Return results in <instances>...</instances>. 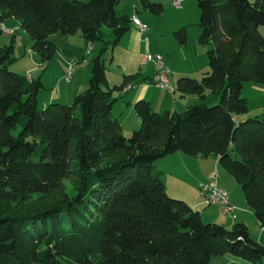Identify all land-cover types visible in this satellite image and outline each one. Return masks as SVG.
Masks as SVG:
<instances>
[{"label": "trees", "instance_id": "trees-1", "mask_svg": "<svg viewBox=\"0 0 264 264\" xmlns=\"http://www.w3.org/2000/svg\"><path fill=\"white\" fill-rule=\"evenodd\" d=\"M119 2L0 0V24L18 22L41 67L58 52L54 34L79 32L101 44L86 90L70 105L42 108L41 80L10 69L14 36L0 48V264H209L226 253L262 264L264 244L245 224L204 223L167 194L154 164L177 152L215 156L264 229V114L248 117L242 95L244 84L264 82V0H196L197 44L206 48L209 72L179 77L175 90L198 102L159 114L139 99L133 109L140 126L128 137L112 115V95L130 76L110 86L105 75L106 53L132 25L116 14ZM138 3L154 15L163 11L152 0ZM173 36L185 45V27ZM208 93L217 104H206Z\"/></svg>", "mask_w": 264, "mask_h": 264}, {"label": "rangeland", "instance_id": "rangeland-1", "mask_svg": "<svg viewBox=\"0 0 264 264\" xmlns=\"http://www.w3.org/2000/svg\"><path fill=\"white\" fill-rule=\"evenodd\" d=\"M80 1L87 2L88 0ZM152 1L158 2L163 6V11L160 14L154 15L141 10L138 0H120L115 8V12L118 16L126 15L128 18L132 19V16L136 15L147 27L148 32H150L149 35L147 33V35L141 37V40L144 42L141 47L144 49L143 53H145L144 51L149 50V54H158L164 58L165 65L173 73V77L170 76V80L173 78L172 83L170 81V84L174 89L175 86L173 83L176 84V79H178L179 76L188 77V75H178L181 72L201 77L205 74V72H209L207 55L205 54L206 48L197 44V36L199 32L197 26L199 21V11L196 0H183L180 8L174 7L171 4V0ZM250 1L253 2L254 0ZM133 27H131V30L125 34L122 44L115 46L112 53L111 51L107 52L105 57V75L106 79L110 82V86L121 84L124 80V76H131L129 78V84L133 87V89L129 88V90H125L127 91L126 93H131L138 89L142 90V75H146L149 71H151L149 65H139L140 60L148 53V51L144 55L139 52H132L129 49V45L133 42V39H131L132 36H128V34H131ZM182 27H185L187 33L185 46H180L173 36V32ZM104 31L106 36L105 38H108V31ZM259 32L264 36V26L259 27ZM15 35L13 43V62L10 65V69L20 75L28 77L29 79L41 80L43 88L39 90L37 95L38 108H42L51 102L70 105L73 98L77 94L86 90L88 80L90 78L91 60L97 54L99 47L101 46L99 42L92 45L88 44L81 39L79 32L76 35L70 36L54 34L57 35V38H52L54 37V35H52L50 36V39L54 40L51 42L57 46L58 52L54 55L52 61L47 66L41 67L39 56L31 50V40L29 36L20 28H17V33ZM11 38L12 37L5 36L4 34L0 35V48L4 49L7 47ZM112 58L113 62H111ZM138 72L140 74H138ZM68 75H70L69 81L66 80ZM201 77H198L197 80ZM147 83H149V81ZM246 85L247 83L244 84V87ZM149 89H152L154 92L167 95V99H169L170 102L174 100L180 101L179 103H183L176 91L175 93H172L168 90L157 89L156 87ZM125 91H114L112 99L114 100L113 114L120 120L122 132L126 137H128L132 131L137 130L139 127H132L130 125V123H132V118L135 115V111L133 108L125 106L126 103L123 101V98H125L124 95H127L125 94ZM122 96L124 97L121 98ZM50 98L53 99L50 101ZM138 100L139 99L133 102V106ZM156 102L157 103L152 107V111L159 114L164 113L165 110L162 107L166 106L164 105V101L162 100ZM205 102L208 106H213L218 103V97L208 93L206 95ZM251 117H253V115H251ZM127 118L130 120H127ZM178 155H184L186 160L184 162H180L175 160L176 158H171V163L174 165L171 166L172 174L177 173L179 178H177L178 182L176 186L178 189H172L168 186L167 189L169 193L179 195L190 205L192 204L190 201L193 197H195L196 201H200V199L202 200V198L198 195L199 182L204 183L212 176H217L219 185L224 184L230 189L232 200L235 205L234 208L236 209V212L233 215H237L238 219H234L232 214L222 213V209L219 205H204L203 208L205 209L219 207L220 213L223 215L222 218L228 222V225L224 226L213 221H208L204 215H202V221L204 223H216L226 229H231L232 225L236 222L242 223L239 221L240 217L242 215H246L245 213H247V210L246 208H240L241 203L245 207L247 206L245 205L241 188L236 180L230 176L227 170L218 165L215 156L211 155L206 158L191 157L181 152H179ZM165 163L166 162L162 163V166H164ZM166 179H168V175L166 176ZM65 188L67 192H70L72 189L71 182H65ZM248 211L251 213L249 209ZM252 217L254 218L253 214ZM250 232L252 234H262V244H264V230L258 226L257 228L252 229V231L250 230ZM209 264L249 263L226 253L220 256L212 257ZM262 264H264V259L262 260Z\"/></svg>", "mask_w": 264, "mask_h": 264}, {"label": "crops", "instance_id": "crops-1", "mask_svg": "<svg viewBox=\"0 0 264 264\" xmlns=\"http://www.w3.org/2000/svg\"><path fill=\"white\" fill-rule=\"evenodd\" d=\"M134 16L139 19L138 16H136V15H134ZM140 22H141V20H140ZM141 23H143V22H141ZM4 24H6L8 27H16V28H19L18 22H16L12 18L7 19ZM131 27H133V26L130 25V29L129 30H131ZM147 33L149 35L150 32L147 31L146 33L139 34V32H137V29L133 27V31H131V34H128V36L131 35L132 36L131 39H133V42L129 45V49L132 52H135V53H138L139 52L140 54H144L145 55L146 52L148 51L147 54H149V50L144 51L145 53H143V50L144 49L141 48L142 45L144 44V42L141 40V37L147 35ZM76 34H78V33H76ZM76 34H74V35H76ZM198 34H199V32H198ZM124 36L121 38L119 44H122V40H123ZM52 38H57V35H54V37H52ZM81 39L84 40L82 37H81ZM50 40L52 42L54 41L53 39H50ZM186 41H187V39H186ZM84 42H86V41L84 40ZM185 45H186V43H185ZM185 45H180V46H185ZM111 62H113V58H112V61ZM164 62H165V60H164ZM139 65L140 66L149 65V67L151 68V71H149L146 75H142V84H141V87L143 88L142 90L141 89L140 90L138 89V90H135V91H133L131 93H126L127 91H125V90H129V88L128 89H127V87L124 88L123 91H125V94H127V95H124L125 98H123L124 96H122L121 98H123V101L126 103L125 106H128L129 108H133V102L135 100H137V99H144V100H146V101H148L150 103L151 109H152V107L157 103L156 101H162L163 100L164 101V105H166V106H162V107L164 108L165 111L183 112L187 107H189L190 105H193V104H195V103L198 102V100L194 96L180 97L181 98L180 100L183 103H179L180 101H174V100H172L170 102L169 99H167V95L160 94L158 92H154L152 89H149V88L154 87V86H152V85H150V84L147 83L149 81V78H150L151 74H152V66H151V64L141 65L140 63H139ZM138 74H140V73L138 72ZM129 75H132V74H129ZM178 75H188V77L190 76V77L195 78V79H197L198 77H201V76H195L193 74L192 75H189V74H186V72H181ZM124 77H127V76H124ZM171 77H173V73L172 72H171ZM179 77H181V76H179ZM172 80H173V78H172ZM172 80H170L171 83H172ZM108 84L110 85V82L109 81H108ZM128 85H130L129 84V81L127 82V85L126 86H128ZM173 85L176 88L175 83H173ZM150 86H152V87H150ZM130 89H133V87L131 86ZM242 95L246 99V102H247V105H248V109H249L248 117L249 116L251 117V115L258 116V115L264 114V82L263 83H260V84L247 83V85L242 89ZM51 99H53V98H50V101H51ZM52 101H54V100H52ZM112 115L119 121V123L121 125L120 120L113 114V108H112ZM127 120H130V119L127 118ZM139 124H140L139 118H138V116L135 113L134 117L132 118V123H130V125L132 127H139ZM178 153L179 152L174 153V154L168 156L167 158L156 162L154 164V166H155V168L157 170H159V171H161L163 173V182H164V186H165V190H166L167 194L169 196L181 198L177 194H171V193H169V191L167 189L168 186L171 187L172 189H178L176 186H177V182H178L177 181V178H179V176L177 175V173L172 174L171 166H174V165L171 163V158H176L175 160L180 161V162H184L186 160V157H184V155H178ZM172 156H177V157H172ZM215 159L217 161V158L216 157H215ZM164 162H166V163H165L164 166H162V163H164ZM167 175H168V179H166V176ZM206 181H208V180H206ZM202 183L203 182H199L198 187ZM219 186L222 187L225 190L228 189L226 191L228 192V195H229V202L231 203V205L235 206L234 203H233V200H232V195L230 193V189L227 186H225L224 184H220ZM182 200H184V199H182ZM190 202L192 203L190 205L187 202L186 203L191 208H193L194 210H196V211H198L200 213L201 219L203 217L202 215H204V217L208 221H213V222L219 223V224L224 225V226H227L228 225V222L225 221V220H223V218H222L223 215H221L220 208L219 207H215V208L211 207L209 209H205V208H203L205 204L202 202V200L200 199V201H196L195 200V197L191 198V201ZM243 206L244 205L241 203V207L240 208L241 209L246 208L247 213H245L246 215H242L240 217V220L239 221L242 222V223H244L248 227L250 236L254 240H256V241H258L259 243L262 244V237H263V235L260 234V233H254V234H252L250 232V230L252 231V229L257 228L259 226V224L256 221V219H254L252 217V213H250L248 211V208L245 207V206L243 207ZM199 209H201V210H199ZM241 212H242V210H241ZM234 219H238L237 218V215H235V218ZM262 230H264V229H262Z\"/></svg>", "mask_w": 264, "mask_h": 264}, {"label": "built area", "instance_id": "built-area-1", "mask_svg": "<svg viewBox=\"0 0 264 264\" xmlns=\"http://www.w3.org/2000/svg\"><path fill=\"white\" fill-rule=\"evenodd\" d=\"M182 3L183 0H171V4L176 8H180ZM131 23L138 30L139 34L146 33L148 31L147 27L135 16H132ZM0 29L2 33L8 37H12L16 34L15 28L7 27L4 23L0 24ZM140 64H151L152 66V74L149 78L150 85L161 90H168L175 93L176 90L170 84L171 70L165 65L162 56L158 54H146L141 59ZM69 78L70 75L66 77V80L69 81ZM198 194L202 198V202L205 205H219L222 209V213L224 214L233 215L236 212L234 206L229 202V195L227 191L219 186L217 176H212L208 181L200 184ZM233 218H235L234 215Z\"/></svg>", "mask_w": 264, "mask_h": 264}]
</instances>
